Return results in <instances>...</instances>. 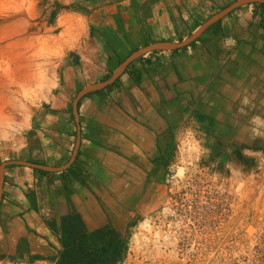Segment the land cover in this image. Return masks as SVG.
Here are the masks:
<instances>
[{
    "label": "crops",
    "instance_id": "0c3cea01",
    "mask_svg": "<svg viewBox=\"0 0 264 264\" xmlns=\"http://www.w3.org/2000/svg\"><path fill=\"white\" fill-rule=\"evenodd\" d=\"M112 1L26 135L0 143V259L47 262L71 210L91 230L129 227L163 197L168 140L186 123L264 151V3L240 6L187 46L143 52L186 41L239 0ZM139 52L111 84L78 98ZM78 155L83 171L67 182Z\"/></svg>",
    "mask_w": 264,
    "mask_h": 264
},
{
    "label": "rangeland",
    "instance_id": "374dc122",
    "mask_svg": "<svg viewBox=\"0 0 264 264\" xmlns=\"http://www.w3.org/2000/svg\"><path fill=\"white\" fill-rule=\"evenodd\" d=\"M112 3L0 0V143L26 135L89 21ZM225 137L187 123L170 137L165 193L129 222L120 264H264V151ZM10 259L0 264H52Z\"/></svg>",
    "mask_w": 264,
    "mask_h": 264
},
{
    "label": "trees",
    "instance_id": "16d2710c",
    "mask_svg": "<svg viewBox=\"0 0 264 264\" xmlns=\"http://www.w3.org/2000/svg\"><path fill=\"white\" fill-rule=\"evenodd\" d=\"M82 171L78 155L72 166L63 172L65 181L80 176ZM59 240L61 250L47 258L52 264H120L129 248V227L119 230L109 223L91 230L83 216L71 210L61 217Z\"/></svg>",
    "mask_w": 264,
    "mask_h": 264
},
{
    "label": "water",
    "instance_id": "95a60500",
    "mask_svg": "<svg viewBox=\"0 0 264 264\" xmlns=\"http://www.w3.org/2000/svg\"><path fill=\"white\" fill-rule=\"evenodd\" d=\"M252 2H262L264 3V0H239L237 1L236 3H234L232 6H230L229 8L225 9L224 11H222L221 13L219 14H216L215 16H213L212 18H210L208 21H206L189 39H187L186 41L182 42V43H179V44H159V45H155V46H150V47H147L144 51H152V50H155V49H158V48H180V47H184V46H187L191 43H193L197 38L200 37V35L202 33H204L206 31V29L212 25L214 22H216L217 20H219L220 18L226 16L227 14L231 13L233 10L239 8L240 6L242 5H245L247 3H252ZM142 52H139L137 54H135L134 56L130 57V59H128V61L119 69V71L117 72V74L112 78L110 79L109 81H107L106 83L104 84H101V85H95V86H91V87H88L86 89H84L83 91L80 92L78 98L92 92V91H96L104 86H107L109 84H111L121 73L122 71L124 70V68L126 67V65L128 63H130L133 59H135L136 57H138L139 55H141ZM5 168V164L2 166L1 168V173L3 172Z\"/></svg>",
    "mask_w": 264,
    "mask_h": 264
},
{
    "label": "built area",
    "instance_id": "2783aa9c",
    "mask_svg": "<svg viewBox=\"0 0 264 264\" xmlns=\"http://www.w3.org/2000/svg\"><path fill=\"white\" fill-rule=\"evenodd\" d=\"M5 260H3V259H0V263H3Z\"/></svg>",
    "mask_w": 264,
    "mask_h": 264
},
{
    "label": "bare ground",
    "instance_id": "6f19581e",
    "mask_svg": "<svg viewBox=\"0 0 264 264\" xmlns=\"http://www.w3.org/2000/svg\"><path fill=\"white\" fill-rule=\"evenodd\" d=\"M3 124H5V123H3Z\"/></svg>",
    "mask_w": 264,
    "mask_h": 264
}]
</instances>
